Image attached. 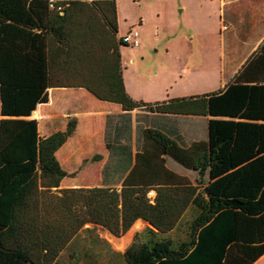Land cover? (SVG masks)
<instances>
[{
  "label": "trees",
  "instance_id": "16d2710c",
  "mask_svg": "<svg viewBox=\"0 0 264 264\" xmlns=\"http://www.w3.org/2000/svg\"><path fill=\"white\" fill-rule=\"evenodd\" d=\"M116 30L115 0H0V264H80L72 241L85 223L118 236L136 219L146 224L114 251L121 264H252L264 252V41L224 87L152 103L124 89L118 47L127 43ZM61 85L124 109L228 117H210L207 139L187 147L144 127L119 188H58L74 171L54 151L75 118L40 136L22 116ZM163 155L195 170V181Z\"/></svg>",
  "mask_w": 264,
  "mask_h": 264
},
{
  "label": "crops",
  "instance_id": "0c3cea01",
  "mask_svg": "<svg viewBox=\"0 0 264 264\" xmlns=\"http://www.w3.org/2000/svg\"><path fill=\"white\" fill-rule=\"evenodd\" d=\"M218 18L220 29L213 31L214 42L218 45L214 54H210L209 44H191L195 35L197 38H206L209 31L181 32L177 36L178 41L184 39L187 45L163 46L164 65L153 68V75L148 76L143 84L145 92L133 91L128 82L130 80L121 71L126 93L130 97L153 103L224 87L247 57L264 41V0H218ZM114 37L120 39L117 30ZM122 46L118 47L120 70ZM178 47L183 49L174 61L172 53L178 51ZM46 91L47 99L37 102L30 113L22 117L36 120V130L40 136L63 129L68 117L75 118L72 133L54 151L60 166L67 172L74 171L73 175H64L59 180L58 188L87 185L119 188L124 173L133 163L135 151L142 148L144 127L158 128L179 146L187 147L195 141L207 139L210 117H228L149 110L144 107L124 109L118 102L100 99L80 85L48 86ZM1 117L5 115L0 113ZM94 154L98 155L92 157ZM163 156L168 169L190 182L195 181V170L184 167L168 155ZM90 163L95 165L97 171L92 177L85 173ZM80 171H85L86 176H82ZM185 171H190L192 175ZM68 176L75 177V180L65 182L64 178ZM94 179L98 182L86 183ZM153 194V189L148 190L149 197ZM144 224L146 222L142 219L134 220L123 233L125 245L131 240L133 232ZM123 247L113 251H121ZM263 258L264 252L252 264H260Z\"/></svg>",
  "mask_w": 264,
  "mask_h": 264
},
{
  "label": "rangeland",
  "instance_id": "374dc122",
  "mask_svg": "<svg viewBox=\"0 0 264 264\" xmlns=\"http://www.w3.org/2000/svg\"><path fill=\"white\" fill-rule=\"evenodd\" d=\"M115 16L119 35L130 29L138 32V44H127L120 48L121 71L125 72L126 79L130 80L128 81L131 83L130 87L136 93L145 92L143 84L148 76L153 75V68H161L164 65L162 48L165 44L175 47L187 45L184 39L178 41L179 33H186L189 30L209 31L206 38H197L195 35L191 44L196 46L209 44L210 54H214L218 49L213 37V31L220 29L218 0H115ZM177 49L178 51L172 53L174 61L183 48ZM86 169L87 172L80 171L82 176L88 174L92 177L97 173L95 165L91 163ZM185 172L192 175L190 171ZM72 180H75V177L64 178L65 182ZM96 182L98 180L94 179L86 183ZM112 235L98 225H84L72 241V246L80 251L77 262L121 264V256L113 250H120L125 245L126 239L123 234ZM169 235L173 238L180 237L183 235V230L181 227L175 228ZM61 254L60 258L65 260V252ZM69 261L66 260V263ZM260 264H264V258Z\"/></svg>",
  "mask_w": 264,
  "mask_h": 264
},
{
  "label": "built area",
  "instance_id": "2783aa9c",
  "mask_svg": "<svg viewBox=\"0 0 264 264\" xmlns=\"http://www.w3.org/2000/svg\"><path fill=\"white\" fill-rule=\"evenodd\" d=\"M120 40L131 45L138 44V32L135 29H130L124 34L120 35Z\"/></svg>",
  "mask_w": 264,
  "mask_h": 264
}]
</instances>
